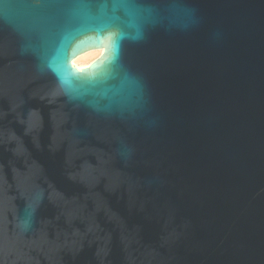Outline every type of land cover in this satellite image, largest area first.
I'll return each instance as SVG.
<instances>
[{"label": "water", "instance_id": "obj_1", "mask_svg": "<svg viewBox=\"0 0 264 264\" xmlns=\"http://www.w3.org/2000/svg\"><path fill=\"white\" fill-rule=\"evenodd\" d=\"M0 264H264V0H0Z\"/></svg>", "mask_w": 264, "mask_h": 264}, {"label": "bare ground", "instance_id": "obj_2", "mask_svg": "<svg viewBox=\"0 0 264 264\" xmlns=\"http://www.w3.org/2000/svg\"><path fill=\"white\" fill-rule=\"evenodd\" d=\"M103 53L102 49H93L90 51H87L78 57H76L73 60V63L78 67V68H83L88 66L92 61H94L96 58H98L101 54Z\"/></svg>", "mask_w": 264, "mask_h": 264}, {"label": "snow or ice", "instance_id": "obj_3", "mask_svg": "<svg viewBox=\"0 0 264 264\" xmlns=\"http://www.w3.org/2000/svg\"><path fill=\"white\" fill-rule=\"evenodd\" d=\"M77 6H80V5H77Z\"/></svg>", "mask_w": 264, "mask_h": 264}]
</instances>
